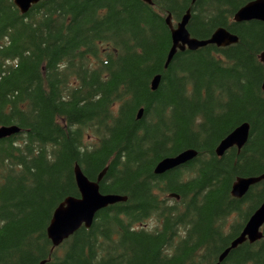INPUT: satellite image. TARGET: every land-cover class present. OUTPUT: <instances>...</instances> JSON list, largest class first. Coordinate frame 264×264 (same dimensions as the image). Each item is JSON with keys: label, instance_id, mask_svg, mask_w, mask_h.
I'll return each mask as SVG.
<instances>
[{"label": "trees", "instance_id": "trees-1", "mask_svg": "<svg viewBox=\"0 0 264 264\" xmlns=\"http://www.w3.org/2000/svg\"><path fill=\"white\" fill-rule=\"evenodd\" d=\"M195 1L40 0L23 13L0 0V127L20 129L0 139V264H264V226L219 263L264 202V181L231 196L264 174V22L234 21L255 0ZM189 9L192 38L224 28L238 42L165 67L166 18ZM245 123L244 147L218 156ZM77 165L90 181L107 169L100 192L127 199L55 247L47 227L81 196Z\"/></svg>", "mask_w": 264, "mask_h": 264}, {"label": "water", "instance_id": "water-1", "mask_svg": "<svg viewBox=\"0 0 264 264\" xmlns=\"http://www.w3.org/2000/svg\"><path fill=\"white\" fill-rule=\"evenodd\" d=\"M40 0H15L17 7L26 13L32 5L39 3ZM145 3L150 5L153 0H143ZM195 3V0H192ZM191 10H187L182 20L175 27L172 22V15H168L166 18L167 27L171 30L172 36V46L169 50L165 67H168L169 62L172 61L174 56L178 51H195L196 49L206 47L208 45H217L218 47H225L238 42V37L231 34L228 30L224 28H219L208 40H198L196 38H191V34L188 31V24L191 19ZM261 21L264 22V0H255L241 10L237 11L234 17V21L238 24L241 22L249 21ZM264 64V52L260 59ZM161 77L159 75L155 76L152 80V90H157L160 84ZM264 88V83H263ZM139 118L142 117L143 111L141 110ZM20 129L17 126L11 127H0V139L10 137L12 135L18 134ZM250 126L245 123L238 127L234 132H232L224 141L221 142L216 150L218 156L222 157L226 151L233 147H237L241 150L249 139ZM197 156V152L193 150L186 151L177 157L167 158L161 161L155 169L156 174H163L167 171H171L183 164L188 163ZM107 169L102 171L97 177V181H90L88 177H85L79 165L75 168V177L80 191V198L70 197L63 201L62 204L55 210L53 218L47 230L49 240L52 241L53 245H61L67 238L74 235L81 227L85 226L90 228L94 222V219L98 212L109 205H114L119 202H124L126 197L118 195H103L100 192V182L104 177ZM260 181H264V174L259 177L251 178H240L232 187V195L235 198H243L249 189ZM171 198L179 199L177 195H170ZM264 226V202L259 209L249 218L244 231L239 238L236 239L219 258V263L225 259L230 250L241 245V243L249 240L250 242H255L262 238L261 228ZM41 264H46V261L41 262Z\"/></svg>", "mask_w": 264, "mask_h": 264}, {"label": "rangeland", "instance_id": "rangeland-1", "mask_svg": "<svg viewBox=\"0 0 264 264\" xmlns=\"http://www.w3.org/2000/svg\"><path fill=\"white\" fill-rule=\"evenodd\" d=\"M152 226V225H151Z\"/></svg>", "mask_w": 264, "mask_h": 264}]
</instances>
